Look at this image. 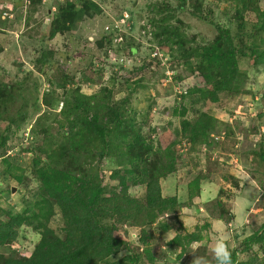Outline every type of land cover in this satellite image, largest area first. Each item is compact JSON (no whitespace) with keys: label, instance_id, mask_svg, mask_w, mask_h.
I'll use <instances>...</instances> for the list:
<instances>
[{"label":"rangeland","instance_id":"rangeland-1","mask_svg":"<svg viewBox=\"0 0 264 264\" xmlns=\"http://www.w3.org/2000/svg\"><path fill=\"white\" fill-rule=\"evenodd\" d=\"M67 1L76 4L77 18L54 35ZM263 10L264 0H0V220L10 210L39 212L44 190L34 160L58 156L73 135L82 140L74 151L78 176L99 184L107 197L120 192L125 176L128 193L145 201V177L127 149L136 132L153 149L138 162L152 167L168 157L173 163L175 171L160 184L163 196L181 203L143 227L121 223L115 235L124 246L97 264H193L196 258L217 264L212 248L219 237L235 257L231 264L264 257V240L247 241L253 233L264 237V61L254 64L251 57L264 50ZM166 28L178 35L164 34ZM220 33H229L246 55L238 54V90L219 91L212 102L195 91L207 83L197 70L201 56L193 54ZM78 94L90 96L83 99L99 110L101 122L118 110L128 135L113 131L115 122L105 141L84 136L72 110ZM205 112L214 116V129L205 142L193 143L181 131V114L195 120ZM38 224L18 228L12 245H0V256L32 254L41 239ZM47 224L65 236L59 207ZM190 234L201 239L188 242Z\"/></svg>","mask_w":264,"mask_h":264},{"label":"trees","instance_id":"trees-1","mask_svg":"<svg viewBox=\"0 0 264 264\" xmlns=\"http://www.w3.org/2000/svg\"><path fill=\"white\" fill-rule=\"evenodd\" d=\"M77 15L78 10L74 2L67 1L62 4L52 34L69 29ZM259 15L263 19L261 26L264 29V10ZM172 31L174 35L177 34V30L170 28L164 29V34ZM178 42L183 49L184 41L180 38ZM240 52L246 55L243 50L239 51L235 48L229 33H220L211 45L204 47L203 51L195 50L193 55L201 56L197 70L207 83L206 87H198L195 91L212 102L218 101L219 91H237L236 82L241 75L238 65ZM253 55L251 57L254 64H258V59L264 61V50L262 55L258 56L259 58ZM84 97L90 100V96ZM83 98L80 94L75 95L72 110L76 115H80L82 124L80 131L84 136L94 137L92 135L95 134L105 141L109 132L115 131L128 135L127 127L123 125L122 120L118 119V110L111 112L109 122L108 120L101 122L99 110L94 111L91 101ZM79 111L82 113L79 114ZM84 113H86L85 117L82 116ZM181 117V131L193 143L205 142L207 132L214 129L216 121L214 116L206 112L195 120H189L184 113ZM115 122L116 126L112 131L111 124ZM130 137L127 149L130 153V161L134 164L133 167L141 170L145 177L143 179L147 185L145 201L132 197L128 193L129 183L125 176L120 179V192L109 197L104 196L103 188L99 184L87 177L78 176L73 170L74 151L82 145V140L75 138L74 135L69 136L68 145L60 144L58 156L49 154L48 160L43 164H40L37 158L34 160L36 175L44 190L43 199L37 203L39 212H33L30 215L27 211L10 210L8 220H0V245H12L18 237V228L33 225L34 220H39L35 229L41 231L40 241L29 256L15 258L1 255L0 264H97L118 253L124 246L123 238L115 235V230L119 229L121 223L129 221L134 226L143 227L155 222L159 214L179 206L181 202L177 196H163L160 184L162 177L175 171L173 163L167 157L161 164L155 163L152 167L147 163L141 164L138 160L146 162L147 158L144 159V157L153 150L152 146L145 144L140 133L133 132ZM165 148L169 149L168 146ZM168 156L172 157L169 153ZM200 180L201 177H197L193 183L199 187ZM54 206L59 207L64 218V237L57 235L47 224L54 214ZM108 219H113V222H106L110 221ZM200 239L201 235L188 236V242ZM262 240H264L262 234L253 233L247 241L259 243ZM176 241L179 242V238ZM179 244L183 245L181 242ZM235 261V257L231 256V262ZM245 263L264 264V257L256 255Z\"/></svg>","mask_w":264,"mask_h":264},{"label":"clouds","instance_id":"clouds-1","mask_svg":"<svg viewBox=\"0 0 264 264\" xmlns=\"http://www.w3.org/2000/svg\"><path fill=\"white\" fill-rule=\"evenodd\" d=\"M197 247L193 245V248ZM217 264H231V253L228 249L227 243L223 237L216 239L212 248ZM193 264H202L201 258H196Z\"/></svg>","mask_w":264,"mask_h":264},{"label":"crops","instance_id":"crops-1","mask_svg":"<svg viewBox=\"0 0 264 264\" xmlns=\"http://www.w3.org/2000/svg\"><path fill=\"white\" fill-rule=\"evenodd\" d=\"M206 194V193H205Z\"/></svg>","mask_w":264,"mask_h":264}]
</instances>
